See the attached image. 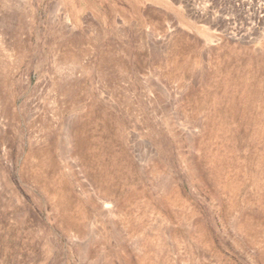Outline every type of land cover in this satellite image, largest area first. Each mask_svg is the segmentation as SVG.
Masks as SVG:
<instances>
[{
  "label": "rangeland",
  "instance_id": "rangeland-1",
  "mask_svg": "<svg viewBox=\"0 0 264 264\" xmlns=\"http://www.w3.org/2000/svg\"><path fill=\"white\" fill-rule=\"evenodd\" d=\"M0 264H264V0H0Z\"/></svg>",
  "mask_w": 264,
  "mask_h": 264
},
{
  "label": "bare ground",
  "instance_id": "bare-ground-1",
  "mask_svg": "<svg viewBox=\"0 0 264 264\" xmlns=\"http://www.w3.org/2000/svg\"><path fill=\"white\" fill-rule=\"evenodd\" d=\"M211 41V40H210ZM69 44V43H68ZM69 47H71V46H69ZM70 49V48H69ZM68 49V50H69ZM70 52V51H69ZM65 54V53H64ZM75 55V54H74ZM65 56H67V55H65ZM68 57H70V56H68ZM74 57V56H73ZM65 59V58H64ZM75 59V58H74ZM73 60V59H72ZM111 61V60H110ZM61 62V61H60ZM112 62V61H111ZM64 63V62H63ZM107 65V64H106ZM110 66H111V64H110ZM109 66V67H110ZM70 84V83H69ZM239 84V83H238ZM71 86V85H70ZM236 87V86H235ZM71 89H73L72 87H71ZM68 90V89H67ZM74 90V89H73ZM67 92V91H66ZM221 95V94H220ZM67 96V95H66ZM215 96V95H214ZM224 96V95H223ZM69 98V97H68ZM68 98H66V99H68ZM234 99V98H233ZM224 100V99H223ZM226 100V99H225ZM229 100V99H228ZM64 101H65V99H64ZM215 101H216V99H215ZM70 102V101H69ZM68 102V103H69ZM76 102V101H75ZM212 102V101H211ZM217 102V101H216ZM223 102H221V104H222ZM225 104V103H224ZM224 104H223V106L222 107H224ZM228 104H229V102H228ZM66 105V104H65ZM70 105V104H69ZM68 105V106H69ZM219 105V104H218ZM226 105V104H225ZM212 107V106H211ZM66 108V107H65ZM221 108V107H220ZM233 108V107H232ZM222 109V108H221ZM58 110H59V108H58ZM223 110V109H222ZM211 112V111H210ZM217 112V111H216ZM215 112V113H216ZM95 114V113H94ZM217 114H219V112L217 113ZM216 115V114H215ZM220 115H221V113H220ZM97 116V115H96ZM99 118V117H98ZM210 118V117H209ZM97 119V118H96ZM217 120V119H216ZM218 120H220V119H218ZM210 121V120H209ZM93 122V121H92ZM233 122V121H232ZM97 123V122H96ZM99 123H97V125H98ZM100 124H102L101 122H100ZM95 126H97L96 124H94ZM94 125H93V127H94ZM105 125V124H104ZM88 126V125H87ZM227 126V125H226ZM107 127V126H106ZM99 128V127H98ZM98 128H95V129H98ZM100 129V128H99ZM105 132H106V130L105 129H103ZM93 131V130H92ZM91 131V132H92ZM97 132V131H96ZM99 133V132H98ZM97 133V134H98ZM79 134V133H78ZM101 134H103V133H101ZM99 137V136H98ZM101 138V137H100ZM96 139V138H95ZM99 140V139H98ZM95 141V140H94ZM100 141V140H99ZM97 143H98V141H96ZM100 142H103L102 140L100 141ZM96 144V143H95ZM104 144V143H103ZM99 145H101V144H99ZM98 145V146H99ZM108 145H109V143H108ZM102 146H104V145H102ZM110 146V145H109ZM96 148V147H95ZM99 148V147H98ZM103 148V147H102ZM96 150V149H95ZM96 152V151H95ZM108 152V151H107ZM102 153V152H101ZM111 155V154H110ZM46 157V156H45ZM43 158V157H42ZM109 158V157H108ZM110 158H112V157H110ZM99 160H100V158H99ZM112 162V161H111ZM37 163H39V162H37ZM113 163V165H114V162H112ZM112 163H111V165H112ZM37 165H39V164H37ZM116 166V165H115ZM119 167V166H118ZM117 167V168H118ZM40 170V169H39ZM107 170V169H106ZM37 172V171H36ZM115 172V171H114ZM35 173V172H34ZM115 173H117V172H115ZM118 173H120V172H118ZM96 176V175H95ZM93 177V176H92ZM99 178V177H98ZM93 183H94V180L92 181ZM102 182V181H101ZM230 182V181H229ZM228 183V182H227ZM226 183V184H227ZM232 183V182H231ZM233 184V183H232ZM99 185V184H98ZM95 186V185H94ZM104 186V185H103ZM226 186V185H225ZM232 186V185H231ZM234 186H235V183H234ZM97 187H100V185L99 186H97ZM101 188V187H100ZM228 188V187H227ZM231 188V187H230ZM237 188V187H236ZM229 189V188H228ZM56 190V189H55ZM101 190V189H100ZM103 191V190H102ZM106 191H107V189H106ZM105 191V192H106ZM233 191V190H232ZM56 193V192H55ZM102 194V193H101ZM104 194V193H103ZM102 194V195H103ZM101 195V196H102ZM105 195V194H104ZM108 195V194H107ZM53 197V196H52ZM110 197H112V196H110ZM105 198V197H104ZM113 198V197H112ZM118 198V197H117ZM121 198V197H120ZM107 199H108V197H107ZM105 200V199H104ZM111 200H113V199H111ZM122 200V199H121ZM107 201H109V200H107ZM118 201V200H117ZM110 203V202H109ZM106 204V203H105ZM116 204V203H115ZM112 205V204H111ZM108 206H110V205H108ZM118 211H120L121 212V210H118ZM65 214V213H64ZM128 219V218H127ZM73 220V219H72ZM78 224V223H77ZM248 226H249V224H248ZM246 230V229H245ZM204 235V234H203ZM204 237V236H203Z\"/></svg>",
  "mask_w": 264,
  "mask_h": 264
}]
</instances>
